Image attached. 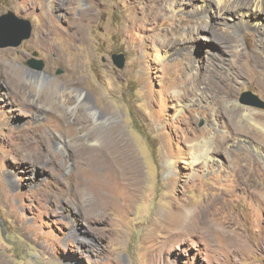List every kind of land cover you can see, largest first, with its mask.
Returning a JSON list of instances; mask_svg holds the SVG:
<instances>
[{"label": "rangeland", "instance_id": "rangeland-1", "mask_svg": "<svg viewBox=\"0 0 264 264\" xmlns=\"http://www.w3.org/2000/svg\"><path fill=\"white\" fill-rule=\"evenodd\" d=\"M166 1L0 0L33 26L0 48V264H264V130L242 107L260 125L264 108L240 100L264 101V46L252 26L227 33L232 80L191 0L183 19Z\"/></svg>", "mask_w": 264, "mask_h": 264}, {"label": "bare ground", "instance_id": "bare-ground-1", "mask_svg": "<svg viewBox=\"0 0 264 264\" xmlns=\"http://www.w3.org/2000/svg\"><path fill=\"white\" fill-rule=\"evenodd\" d=\"M176 1L177 0H167L165 2L164 9L169 11L170 17L175 19H183L185 15L177 11ZM65 2L71 5V9L76 8L75 5L77 3V0H65ZM52 5L51 8L53 7ZM185 14L189 17H194L195 20H198L196 21V27L195 25H193V32L198 31V29L207 31L208 37L205 38L210 43H206L205 51L209 52L210 50L215 49V47L222 51L223 56L221 57V61L219 62V64L222 63V66L220 65V68L228 73L230 79L238 80L239 77H243V70H241V68L239 67V59L241 58L242 53L235 47L236 39L234 37H229L227 33L230 31L232 33L238 34L243 26H252L258 31L260 36V38L257 39V44L264 46V0H191L190 8L185 11ZM235 14L239 15L238 18H234ZM79 17L83 18L81 17V15H79ZM78 19L79 18H73V21L78 29H82V26L84 24L81 23L80 19L79 22H77ZM187 29L189 28H182L180 36L183 35V33H185ZM168 39L169 38L165 39L167 46L168 42L171 45L176 43V41H173L171 39H169L168 41ZM187 48H189L190 50L189 52H186L187 56L193 55L192 52H199L197 46L187 45ZM168 51L169 50L167 49L165 53H167ZM164 54L162 53L163 56ZM190 59L192 58H190L189 56V63ZM31 76H33V78L35 79H39L38 72H33ZM208 85L218 93L222 92L221 86H218L217 84H214L212 82ZM194 89L191 91L196 93V90L199 88L195 90ZM70 93L74 94V96L76 97H79L81 95V90L72 88L70 89ZM182 94L179 97H183ZM61 98L63 99L59 98V100H57L63 102V104L66 105L71 102L72 99L67 97L65 94H62ZM83 103L87 104L85 99H83ZM242 108L244 109L245 114L254 122V124L259 125V127L264 130V125H260L258 122H256V120L252 118L250 111H248L249 108ZM94 109L95 108L93 106H88L89 111H94ZM236 113L238 112L232 109L231 111L227 112V115L230 117V119H232L233 114ZM121 140L122 139L119 136L114 135L111 139V148L119 147V143L121 142Z\"/></svg>", "mask_w": 264, "mask_h": 264}, {"label": "water", "instance_id": "water-1", "mask_svg": "<svg viewBox=\"0 0 264 264\" xmlns=\"http://www.w3.org/2000/svg\"><path fill=\"white\" fill-rule=\"evenodd\" d=\"M32 31L33 26L28 18L20 17L12 10L0 14V48L20 45L23 40L31 37ZM111 59L118 68L124 67V53H112ZM27 64L30 68L39 71L43 70L45 66L43 59L38 57L37 51H34L32 56L27 59ZM57 73H62V69H58ZM240 100L264 108V101L250 90L243 91Z\"/></svg>", "mask_w": 264, "mask_h": 264}]
</instances>
